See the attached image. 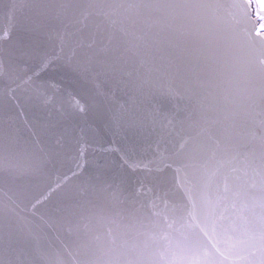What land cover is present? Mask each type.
I'll return each mask as SVG.
<instances>
[{
	"label": "snow or ice",
	"instance_id": "6c2138e0",
	"mask_svg": "<svg viewBox=\"0 0 264 264\" xmlns=\"http://www.w3.org/2000/svg\"><path fill=\"white\" fill-rule=\"evenodd\" d=\"M6 10L16 26L0 35V246L15 253L0 264H264V0H9ZM18 30L47 47L13 52ZM70 30L73 54L59 55ZM58 68L67 85L48 76ZM114 90L186 102L183 116L114 107ZM101 113L116 132L158 137L152 155L85 139ZM87 144L119 152L135 183L82 178Z\"/></svg>",
	"mask_w": 264,
	"mask_h": 264
},
{
	"label": "water",
	"instance_id": "95a60500",
	"mask_svg": "<svg viewBox=\"0 0 264 264\" xmlns=\"http://www.w3.org/2000/svg\"><path fill=\"white\" fill-rule=\"evenodd\" d=\"M7 3L9 0H0V35L5 33H11L13 28L16 26V22L11 18L9 12H7ZM74 30H70L65 39V47L63 52H60L59 48H56V53L59 55L71 56L73 49L76 47L78 36L73 34ZM28 46L35 50L34 54L39 55L44 48L47 47L46 43L42 40L29 34L27 31L18 30L13 37V41L10 42L9 48L15 52L18 48ZM51 50V49H49ZM48 76L55 79L64 85L69 83L67 72L58 68L56 71L50 72ZM113 106L119 107L120 105L132 103L143 104L145 108L149 105L159 107L163 112L166 113H179L183 116V112L180 111L184 107L186 102H181L179 107L177 101L168 99L163 96H157L155 99L149 98L148 100H137L133 101L131 93L125 90H114ZM41 119H43L42 113H37ZM94 122H89L88 125L84 126V138L89 139L93 135L96 136L100 143L105 147L112 145L118 149H123L128 153L131 158H145L150 157L156 149V141L158 137L148 131H137L136 129H128L125 132H116L107 124V116L104 113L94 117ZM79 131V129H78ZM29 136L28 132L24 133L25 139ZM36 143L34 145L37 151L45 147V143L41 142V138L33 136L31 138ZM85 149V155L81 157L82 168L79 170L82 178L86 179L89 177H96L98 174L102 180H111L113 177L119 179L120 177L126 176L129 185L135 183V177L127 172L121 165L119 152H108L103 153L98 150V145L94 148L91 144L83 145ZM165 147V144L161 142V149ZM69 167H75V164L69 163L64 166L58 167V172H67ZM71 176V173H69ZM55 178V174L53 179ZM111 209H109V212ZM103 227V225H98ZM15 246L9 248L7 246H0V261H4L10 256L14 255Z\"/></svg>",
	"mask_w": 264,
	"mask_h": 264
}]
</instances>
